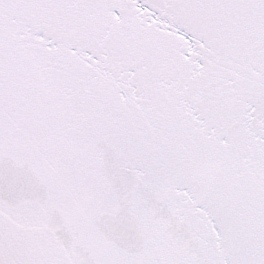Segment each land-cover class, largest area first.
<instances>
[{
  "label": "snow or ice",
  "instance_id": "obj_1",
  "mask_svg": "<svg viewBox=\"0 0 264 264\" xmlns=\"http://www.w3.org/2000/svg\"><path fill=\"white\" fill-rule=\"evenodd\" d=\"M0 264H264V0H0Z\"/></svg>",
  "mask_w": 264,
  "mask_h": 264
}]
</instances>
